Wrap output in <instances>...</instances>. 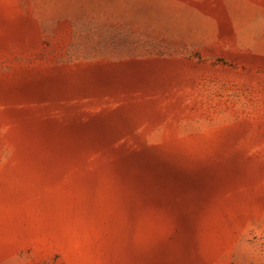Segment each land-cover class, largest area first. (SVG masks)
I'll return each mask as SVG.
<instances>
[{
	"label": "rangeland",
	"instance_id": "374dc122",
	"mask_svg": "<svg viewBox=\"0 0 264 264\" xmlns=\"http://www.w3.org/2000/svg\"><path fill=\"white\" fill-rule=\"evenodd\" d=\"M0 264H264V0H0Z\"/></svg>",
	"mask_w": 264,
	"mask_h": 264
}]
</instances>
